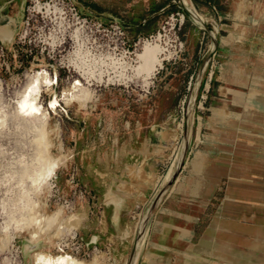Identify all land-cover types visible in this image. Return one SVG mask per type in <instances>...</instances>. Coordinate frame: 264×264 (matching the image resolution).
Returning <instances> with one entry per match:
<instances>
[{"label":"crops","instance_id":"obj_1","mask_svg":"<svg viewBox=\"0 0 264 264\" xmlns=\"http://www.w3.org/2000/svg\"><path fill=\"white\" fill-rule=\"evenodd\" d=\"M77 1L82 16L116 24L128 37H149L175 0ZM190 1L220 44L199 93L209 90L207 100L194 109L188 158L154 213L137 264H264V0ZM27 2L0 0V27L18 25ZM185 35L195 44L142 99L138 119L119 128L124 108L99 107L113 138L90 141L88 173L79 177L87 184L80 182L77 199L86 216L79 241L93 250L90 262L95 254L98 264H125L135 219L174 160L178 132L161 116L171 118L176 107L162 103L187 94L211 44L193 27Z\"/></svg>","mask_w":264,"mask_h":264},{"label":"rangeland","instance_id":"obj_2","mask_svg":"<svg viewBox=\"0 0 264 264\" xmlns=\"http://www.w3.org/2000/svg\"><path fill=\"white\" fill-rule=\"evenodd\" d=\"M71 2L81 17L80 22L86 19L85 24L76 23L68 8L64 16V10L57 4L43 14L28 16L24 11L15 39V43L20 39V46L4 48V56L0 53V264H37L36 255L41 254L69 257L83 264H93L96 260L98 264V256L94 254L90 262L93 250L79 241L78 230L86 216L78 211L77 199L83 200L80 182L87 184V180L80 181L79 177L88 173L90 141L113 138L111 131L104 133L105 118L99 107L109 111L124 108L117 117L119 128L129 118L135 121L140 115L138 106L142 99L150 98V91L157 85L162 86L159 85L162 73H168L172 63L187 58V46L195 44V39L189 40L185 35L192 27L186 19L182 26L178 19L173 29L174 24L165 26L169 15L158 29L165 28V34L155 33L147 41V37L125 34L124 40L115 32L116 24L84 17L79 9L81 3ZM172 5L180 12L178 0ZM241 9L237 4V14ZM178 42L183 49L175 57L174 44ZM145 46L163 49L162 58L167 62L148 82L135 72L137 55ZM201 47L208 49L206 42ZM178 69L172 66V70ZM43 72L54 82L58 80L55 89L61 106L56 112L45 111L38 118H22L16 112V101L30 77ZM77 82L81 86L70 92L82 93L83 97L74 100L69 90ZM51 90L45 88L40 101L45 109L55 98L53 87ZM187 97L186 93L175 100L166 97L164 108L170 105L176 108L174 117L162 115L161 123H169L176 130L182 123ZM198 100L199 97L196 105ZM181 134L178 131L179 144ZM56 161L59 163L54 172L51 165ZM141 212L135 219L136 225Z\"/></svg>","mask_w":264,"mask_h":264},{"label":"water","instance_id":"obj_3","mask_svg":"<svg viewBox=\"0 0 264 264\" xmlns=\"http://www.w3.org/2000/svg\"><path fill=\"white\" fill-rule=\"evenodd\" d=\"M183 3H185V5ZM177 6L180 12L184 15L186 20L189 22V24L194 29L201 32L204 36L209 38L211 41V44H210L209 49L206 50L204 55L202 56L197 66V69L195 71V74L193 76V80L189 84V87L187 90L188 101H187L186 111L182 117L181 143L178 145V150L176 151L174 160L172 164L170 165L166 175L162 178L153 197L150 199L146 207L141 212L142 214L140 215L139 217L140 219L138 222V225L140 224L139 229H138L139 232L136 233V235H134L133 237L131 250H130L128 259L125 264H137L138 257H139V254H140V251H141V248L144 242L139 249H138V243L141 241L144 234L146 237L148 226L154 216V213L157 207L160 205L162 200L167 195L168 190L173 185V183L176 181L178 175L180 174L182 168L184 167V164L186 163L189 150H190L191 141H192V124H193L194 109L196 107L197 99L201 91L202 84H204L203 81H205L211 61L213 59V56L217 52V49L219 48V44H220V39L218 37L217 31L204 18H203L204 21L201 22L200 26H197L193 24L191 21H189V18H188L189 10H191L196 16L199 15L190 0H178ZM13 23L12 25L9 23L6 24V25H9L11 29L14 31V37L10 43L4 42L2 39H0V44L3 46V48H9L10 46H16L15 39L19 32L20 19L18 21V25L13 24ZM55 92H57V88L55 89ZM168 173L170 174L169 178H166ZM85 247L88 248L86 245Z\"/></svg>","mask_w":264,"mask_h":264},{"label":"bare ground","instance_id":"obj_4","mask_svg":"<svg viewBox=\"0 0 264 264\" xmlns=\"http://www.w3.org/2000/svg\"><path fill=\"white\" fill-rule=\"evenodd\" d=\"M183 4L185 5V3ZM188 18H189V21H191L193 24L197 26H200L201 22L204 21L203 17L199 15L196 16L191 10H189ZM13 37H14V31L11 29L9 25L0 28V39H2L4 42L10 43ZM163 55H164L163 49L159 47L153 48L151 46H145L144 49H142L141 53L137 55L138 65L135 68L136 76L140 78L142 77L145 82H148L152 78V76H155V73L159 69L162 68L163 62L165 60V58H162ZM49 76L50 75L48 73L43 72V73H37L30 77V82L26 86L25 90L21 93L20 99L16 101V112L20 117L25 118V119L38 118L40 116H44L46 114L45 111H49V112L55 111L56 112L58 108L61 106L57 92L54 91L55 87L58 85V80L54 82V79H51ZM76 86H81V84L77 82L76 85L69 90V92L71 90H74ZM52 87H53V91L55 94V98H53L49 102L47 109H45L44 107H42V104L40 101H41L44 89L46 88L47 91L49 92V91H52L51 90ZM70 94H71V99H74V100L81 99L83 97L82 93L78 95H73V93L70 92ZM65 96H68V94H66ZM181 128H182V123H179L176 128L177 132L178 131L181 132ZM196 145H198V143H196ZM58 163L59 161L53 162V164L51 165L52 171L55 169V167L58 166ZM52 171H50V173ZM169 175L170 174L168 173L166 178H169ZM139 225L137 224L135 226V230H133L135 231L134 232L135 234L133 235H136V233L139 232L138 230ZM144 238H145V234L143 235L141 241L138 243V249L143 244L145 240ZM36 262L37 264H83L69 257L62 256V257L55 258L49 254L48 255H44V254L36 255ZM93 264H97V261L95 260ZM249 264H260V263L252 262Z\"/></svg>","mask_w":264,"mask_h":264},{"label":"built area","instance_id":"obj_5","mask_svg":"<svg viewBox=\"0 0 264 264\" xmlns=\"http://www.w3.org/2000/svg\"><path fill=\"white\" fill-rule=\"evenodd\" d=\"M55 3V4H54ZM59 5V7L60 8H62L64 11V16H66L68 13L67 12H65L66 10V8H68L69 9V13H71V15H73L74 16V20H75V22L76 23H82V24H85V22H86V19H84V20H81V22H80V19H81V17L79 16V13H78V11H77V9H76V7H75V5L71 2V0H31V2H30V6H28V7H26V10H25V12L28 14V16L30 15V14H34V13H36V14H40V13H44V12H48V9H51L50 7H51V5ZM39 8H40V10H39ZM55 16H57V15H55ZM179 19V26H182V24H183V21L185 20V17H184V15L182 14V13H180V12H178V13H176V14H174V15H170V18H169V23H165V26H169L170 24H174L172 27H173V29H175V23L177 22V20ZM28 24V23H27ZM114 30H115V32H118V34L125 40V33H124V31L120 28V27H118L117 25H116V27L114 28ZM164 33L165 34V28H162L161 30H158L157 32H156V35H160V33ZM148 39H146V41L147 40H152V38H154L152 35L151 36H149V37H147ZM176 40L177 41H179L178 40V38L176 37ZM19 42H20V39H19ZM19 42H17L16 44H17V46H20V43ZM181 43H179L178 42V44L176 45V44H174V46H175V51H176V56L175 57H177V54L178 53H180V52H182V49H183V45H182V47H181V49H179V45H180ZM178 49V50H177ZM180 50V51H179ZM0 53L4 56L5 55V49L0 45ZM174 57V58H175ZM173 58V59H174ZM172 59V60H173ZM165 63H167V62H164V64ZM159 72V71H158ZM158 72H157V74H158ZM188 90V89H187ZM208 93H209V90H205V91H202L201 92V94L199 95V100H198V107H204V104H205V102H206V100H207V95H208Z\"/></svg>","mask_w":264,"mask_h":264},{"label":"trees","instance_id":"obj_6","mask_svg":"<svg viewBox=\"0 0 264 264\" xmlns=\"http://www.w3.org/2000/svg\"><path fill=\"white\" fill-rule=\"evenodd\" d=\"M179 11L176 9V8H173L170 12H169V15H174L176 13H178ZM168 15V16H169Z\"/></svg>","mask_w":264,"mask_h":264},{"label":"flooded vegetation","instance_id":"obj_7","mask_svg":"<svg viewBox=\"0 0 264 264\" xmlns=\"http://www.w3.org/2000/svg\"><path fill=\"white\" fill-rule=\"evenodd\" d=\"M6 26H7V25H6ZM1 27H4V26H1ZM1 27H0V28H1ZM65 49H66V48H65ZM58 98H59V97H58Z\"/></svg>","mask_w":264,"mask_h":264}]
</instances>
